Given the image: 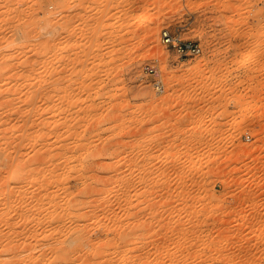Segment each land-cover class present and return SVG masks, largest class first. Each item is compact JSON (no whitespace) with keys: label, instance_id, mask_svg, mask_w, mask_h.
Instances as JSON below:
<instances>
[{"label":"rangeland","instance_id":"1","mask_svg":"<svg viewBox=\"0 0 264 264\" xmlns=\"http://www.w3.org/2000/svg\"><path fill=\"white\" fill-rule=\"evenodd\" d=\"M0 155V264H264V0H0Z\"/></svg>","mask_w":264,"mask_h":264},{"label":"built area","instance_id":"2","mask_svg":"<svg viewBox=\"0 0 264 264\" xmlns=\"http://www.w3.org/2000/svg\"><path fill=\"white\" fill-rule=\"evenodd\" d=\"M162 39L166 44H169L173 48H175L181 55H196L202 51L201 46L197 41L192 39L180 38L178 35L172 34L167 30H163ZM146 69L152 74H155L156 72L155 67L150 65L147 66ZM156 84L158 85V87L161 86L159 82H157Z\"/></svg>","mask_w":264,"mask_h":264},{"label":"bare ground","instance_id":"3","mask_svg":"<svg viewBox=\"0 0 264 264\" xmlns=\"http://www.w3.org/2000/svg\"><path fill=\"white\" fill-rule=\"evenodd\" d=\"M147 16H148V10L146 9V8H144V9H141V11H139V13L137 14V16H136V18H137V21H143L145 18H147ZM252 57H253V55H252V53L251 52H248L246 55H244V56H242L240 59H239V64L240 65H245V64H248L250 61H251V59H252ZM44 86H46V85H44ZM43 88V87H42ZM46 88V87H45ZM45 90V89H44ZM29 112V111H28ZM246 113H251L252 112V109L251 108H248V109H246V111H245ZM28 114V113H27ZM24 115V114H23ZM25 117L26 116H24V117H22V119L24 118L25 119ZM28 118V117H27ZM21 119V120H22ZM23 119V120H24ZM28 120V119H27ZM30 121V120H29ZM25 122H26V119H25ZM28 122V121H27ZM34 123V122H33ZM27 124V123H26ZM34 124H32V126H33ZM28 126H26V128H27ZM31 127V125L29 126V128ZM25 128V127H24ZM21 130H23V129H21ZM27 130H28V128H27ZM26 130V131H27ZM32 132V131H31ZM24 133H26V132H24ZM29 134V133H28ZM26 135V134H25ZM25 135H19L20 137H17V138H21L22 136L24 137ZM25 138H23V140H24ZM17 142V141H16ZM23 142V141H22ZM12 143H13V141H12ZM10 144V143H9ZM20 144V143H19ZM15 145V144H14ZM17 145V144H16ZM19 146V145H18ZM12 148V147H11ZM48 148V147H47ZM51 148V147H50ZM49 150V149H48ZM46 151H47V149H46ZM46 154V153H45ZM45 154H38V155H36V157H35V155H34V157H33V159L32 158H29L28 159V161L29 160H33V161H35L37 164L38 163H40V162H42V161H44V159L47 157ZM43 155V156H42ZM13 157V156H12ZM0 158H1V155H0ZM10 159V158H9ZM13 159V158H12ZM10 162H11V160H9ZM14 161V160H13ZM33 161H30V162H33ZM35 162H34V165H35ZM7 163H9L8 161H7ZM12 164H13V162H12ZM15 164V163H14ZM25 164H28L27 162L25 163ZM11 165V164H10ZM12 166V165H11ZM22 167H23V163H22V165H21ZM26 166V165H25ZM22 167H21V169H22ZM28 167H31V166H28ZM28 167H26V168H28ZM25 168V167H24ZM25 168V169H26ZM21 169H19V170H21ZM24 169V170H25ZM12 172V171H11ZM15 173H17V172H15ZM19 173V172H18ZM14 174V173H13ZM15 175V174H14ZM12 177H14V176H12ZM89 193V192H88ZM130 230V229H129ZM127 231V230H126ZM125 232V231H124ZM135 232V231H134ZM121 234V233H120ZM125 234H127V233H125ZM122 235V234H121ZM125 236V235H124ZM123 236V237H124ZM127 236V235H126ZM128 237V236H127ZM80 238V237H79ZM124 239H127V238H124ZM125 241V240H124ZM102 255V254H101ZM68 258V257H67ZM64 259H66V258H64ZM75 259V258H74ZM87 259V258H86ZM70 260V259H69ZM85 260V259H84ZM83 260V261H84ZM89 260V259H88ZM87 260V261H88ZM72 262V261H71ZM81 262V261H80ZM83 264V263H82Z\"/></svg>","mask_w":264,"mask_h":264}]
</instances>
